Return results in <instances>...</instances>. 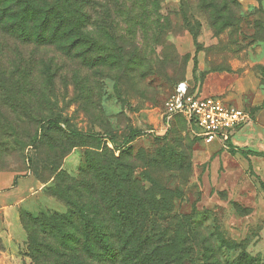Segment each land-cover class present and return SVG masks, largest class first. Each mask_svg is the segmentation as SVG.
Wrapping results in <instances>:
<instances>
[{
	"label": "rangeland",
	"instance_id": "374dc122",
	"mask_svg": "<svg viewBox=\"0 0 264 264\" xmlns=\"http://www.w3.org/2000/svg\"><path fill=\"white\" fill-rule=\"evenodd\" d=\"M160 7L151 17V9H108L103 25L85 20L71 37L35 45L40 63L23 89L30 107L20 101L0 117V264H50L60 247L83 252L86 220L96 250L112 219L130 221L125 233L183 237L165 247L182 250V264H203L202 248L221 243L228 264L240 253V262L264 264V156L253 155L264 152V0ZM118 12L130 15L114 19ZM134 29L135 42L117 40ZM180 80L250 113L233 135L236 149L194 139L181 116L165 127ZM29 108L60 115L31 142L21 114ZM36 239L44 260L31 258Z\"/></svg>",
	"mask_w": 264,
	"mask_h": 264
},
{
	"label": "trees",
	"instance_id": "16d2710c",
	"mask_svg": "<svg viewBox=\"0 0 264 264\" xmlns=\"http://www.w3.org/2000/svg\"><path fill=\"white\" fill-rule=\"evenodd\" d=\"M1 1H7V4L11 2L10 7L4 9L1 6ZM160 3L161 0H132L131 5L130 0H87V3L86 0H0V57H2L0 58V117L4 116L3 113H10L13 106H16L20 101L25 102L27 108L30 107L31 97L23 89L31 88L25 79L30 77L36 65L40 63L36 62L39 51L35 45L47 47L55 42L65 40L71 37L73 32L78 33L77 30H80L85 20L97 23L99 26L103 25L104 22H109L112 19L108 9H151L145 13L147 17H151L158 14L161 9ZM86 6L91 9L89 13L83 11ZM127 15L130 13L124 15L118 12L113 14V18L122 19ZM135 33L137 31L134 29L133 37H130V34L124 36L116 33L115 36L120 43H127L130 40L135 42ZM21 45L31 47V51L24 54L20 51L19 46ZM40 59L44 60L43 56ZM24 94H28L27 101ZM23 111L21 114L27 121L26 138L29 139V142L35 141L37 130L43 124L60 121L59 114H54L46 109L29 108ZM181 119L188 131L186 121ZM193 138L200 141L197 137ZM260 184L262 187L264 186V182L260 181ZM40 217H42L41 223L44 227L50 226L49 217H43L42 214ZM128 222L130 221L127 219L119 221L112 219L104 222V225L99 228L100 234L96 239L100 247L93 250L91 238L88 236L90 233H87V229H91L88 228L90 222L82 221L85 237L83 241L78 238L74 241L77 245L80 241L83 242V252L74 251L76 245L68 251L63 247L54 249L52 252L50 251L53 258L50 264H69L65 260L67 258L77 261L75 262L77 264H182L181 262L185 259L184 252L180 249L166 250L165 247L168 244L183 243V237L174 238L171 241V238L149 236L137 231L132 233L128 230L125 233V225L130 224ZM61 224L73 225V221L64 220ZM175 227L178 225L176 224ZM43 234L44 232H41V236ZM196 239L199 243L207 240L206 237L203 239L196 237ZM41 241V239H36L39 254L32 255V259L35 257L38 259L37 256H39L44 260L45 253L42 254ZM223 246H225L224 243H221L220 247L206 246V250L210 248L206 253L202 248L203 251L200 255L204 260L203 264H228L220 253ZM241 259H247L244 253L237 255L235 264H248L246 261H244L245 263L240 262Z\"/></svg>",
	"mask_w": 264,
	"mask_h": 264
},
{
	"label": "built area",
	"instance_id": "2783aa9c",
	"mask_svg": "<svg viewBox=\"0 0 264 264\" xmlns=\"http://www.w3.org/2000/svg\"><path fill=\"white\" fill-rule=\"evenodd\" d=\"M181 116L187 123L188 132L203 143L218 142L224 151L236 149L235 131L252 122L250 113L230 106L217 96H202L186 80L179 81L165 104V127Z\"/></svg>",
	"mask_w": 264,
	"mask_h": 264
},
{
	"label": "crops",
	"instance_id": "0c3cea01",
	"mask_svg": "<svg viewBox=\"0 0 264 264\" xmlns=\"http://www.w3.org/2000/svg\"><path fill=\"white\" fill-rule=\"evenodd\" d=\"M218 146H219V144H218ZM219 148H220V147H219ZM253 155L264 156V152H260V153H257V154H254V153H253Z\"/></svg>",
	"mask_w": 264,
	"mask_h": 264
}]
</instances>
